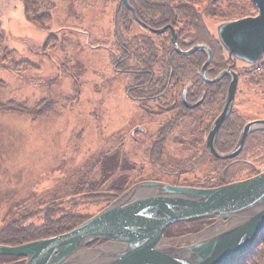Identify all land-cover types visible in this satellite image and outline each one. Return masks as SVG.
I'll return each mask as SVG.
<instances>
[{
  "label": "trees",
  "instance_id": "trees-1",
  "mask_svg": "<svg viewBox=\"0 0 264 264\" xmlns=\"http://www.w3.org/2000/svg\"><path fill=\"white\" fill-rule=\"evenodd\" d=\"M112 1L115 2L112 12L114 40L109 56L113 70L127 75L124 93L146 115L168 113L154 133L147 135L146 131L137 130L133 136L137 145L143 146L146 156L145 160L143 154V162L148 163V168L142 165L136 167L138 173H134L133 179L122 185L49 199L31 208L21 209L0 227V244L15 245L65 232L100 211L133 182L158 179L177 185L213 187L264 169V128L250 131L242 149L233 157L217 158L206 147L205 135L222 109L231 77L224 74L216 81L202 79L199 70L207 58L204 50L181 54L172 45L169 28L161 33L149 30L150 27L171 25L181 49L196 43L206 44L212 55L205 66L207 77H214L222 69L230 68L237 73L244 87L262 93L259 100H253L245 106L234 100L230 113L216 132L214 142L220 152L228 151L234 147L247 120L264 117L260 111L264 107V51L255 62L243 61L238 65L233 57L226 55L216 33L209 29L204 19L210 17L218 23L251 15L256 12L253 0H129L137 20L122 0ZM19 2L28 22L36 27L47 28L52 17V0ZM139 21L147 27L141 24L144 31L133 32L132 28L135 24L140 25ZM4 35L0 23V54L7 58L13 52L4 44ZM55 44L54 33L48 31L42 49L46 51ZM34 65L27 58H18L13 60L12 67L19 70ZM57 80L54 77L45 83L50 86ZM235 89L234 96L243 93L238 86ZM183 92L185 101L182 100ZM199 98V103L195 104ZM54 103L52 96L40 97L32 103L9 97L0 99V110L19 111L38 117L50 112ZM194 114H197L195 118ZM188 118L194 127L191 126L186 133L172 134L181 120ZM168 148H171L170 154ZM139 173L144 176H139ZM127 176L131 175H125L124 180ZM88 200L99 204L97 210L87 213L77 209L78 203ZM213 220L208 216L170 223L164 229V235L167 237V229L171 226H181L176 228L179 235L200 231ZM24 260L23 256L0 254V264H22ZM230 264H264V230L250 250Z\"/></svg>",
  "mask_w": 264,
  "mask_h": 264
},
{
  "label": "rangeland",
  "instance_id": "rangeland-1",
  "mask_svg": "<svg viewBox=\"0 0 264 264\" xmlns=\"http://www.w3.org/2000/svg\"><path fill=\"white\" fill-rule=\"evenodd\" d=\"M52 4V17L43 29L26 20L19 0H0L3 40L13 52L7 58L0 54V99L10 97L28 103L40 97L55 99L54 108L38 117L0 110V227L21 209L46 200L130 182L139 171L136 167L148 168L143 162V146L137 145L133 136L137 130L154 133L168 116L167 112L146 115L140 110L124 93L127 75L112 68L109 53L114 40L115 2L52 0ZM204 21L215 32L217 22L210 17ZM48 31L54 33L56 44L44 51ZM132 31L144 28L135 24ZM18 58L36 65L13 69V60ZM54 77L58 80L46 85ZM239 80L236 86L243 93L233 100L242 106L259 100L262 93L244 87ZM260 111L264 115V107ZM185 119L172 134L194 127L190 118ZM127 174L131 176L124 180ZM98 206L88 200L78 203L77 209L89 213ZM222 226L218 223L212 228ZM176 228L181 226L167 229L166 242L189 243L197 237L186 232L179 235ZM115 246L103 240L93 242L79 251V261L68 264L88 263Z\"/></svg>",
  "mask_w": 264,
  "mask_h": 264
},
{
  "label": "water",
  "instance_id": "water-1",
  "mask_svg": "<svg viewBox=\"0 0 264 264\" xmlns=\"http://www.w3.org/2000/svg\"><path fill=\"white\" fill-rule=\"evenodd\" d=\"M137 20L129 0H122ZM256 12L227 21L215 27L218 41L226 55L241 61L255 62L264 51V0H253ZM147 27L146 24L139 21ZM170 29L174 49L190 53L202 49L207 55L199 74L206 81H216L222 75L231 78L227 85L220 113L213 119L206 133L205 144L217 158L233 157L242 149L248 133L264 128V118L257 117L245 122L231 150L220 152L214 145L215 135L233 105L237 73L230 68L222 69L216 76L207 77L206 65L211 59V49L203 43L181 49L171 25L149 30L161 33ZM201 98L196 101L198 104ZM184 99V92L182 94ZM152 188L142 195L124 197L135 188ZM212 217L213 223L195 233L188 244L168 243L164 229L170 223L192 218ZM222 223L219 229L212 227ZM264 230V169L221 185L198 187L174 184L162 180L145 179L133 183L100 211L89 216L77 226L20 244H0V254L24 257L22 264H68L79 261V251L94 240L116 244L113 249L103 250L85 264H230L232 260L248 252L257 236ZM211 231V233H208Z\"/></svg>",
  "mask_w": 264,
  "mask_h": 264
},
{
  "label": "bare ground",
  "instance_id": "bare-ground-1",
  "mask_svg": "<svg viewBox=\"0 0 264 264\" xmlns=\"http://www.w3.org/2000/svg\"><path fill=\"white\" fill-rule=\"evenodd\" d=\"M152 190H147L146 188H142V187H138V188H135L134 190L132 191H128L124 197L128 198V197H131V196H134V195H142V194H145L147 192H151ZM208 233H211V231L207 232Z\"/></svg>",
  "mask_w": 264,
  "mask_h": 264
},
{
  "label": "flooded vegetation",
  "instance_id": "flooded-vegetation-1",
  "mask_svg": "<svg viewBox=\"0 0 264 264\" xmlns=\"http://www.w3.org/2000/svg\"><path fill=\"white\" fill-rule=\"evenodd\" d=\"M235 61H236V59H235Z\"/></svg>",
  "mask_w": 264,
  "mask_h": 264
}]
</instances>
